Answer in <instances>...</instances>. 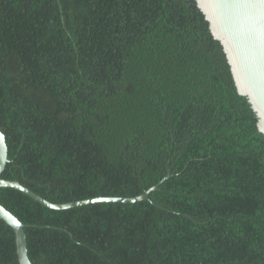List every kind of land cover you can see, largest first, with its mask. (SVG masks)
I'll list each match as a JSON object with an SVG mask.
<instances>
[{
	"label": "trees",
	"instance_id": "1",
	"mask_svg": "<svg viewBox=\"0 0 264 264\" xmlns=\"http://www.w3.org/2000/svg\"><path fill=\"white\" fill-rule=\"evenodd\" d=\"M196 0H0V202L33 264H264V134ZM0 264H19L0 218Z\"/></svg>",
	"mask_w": 264,
	"mask_h": 264
},
{
	"label": "water",
	"instance_id": "2",
	"mask_svg": "<svg viewBox=\"0 0 264 264\" xmlns=\"http://www.w3.org/2000/svg\"><path fill=\"white\" fill-rule=\"evenodd\" d=\"M196 1L209 21L212 34L222 43L237 89L248 98L257 114L259 130L264 134V0ZM8 155L6 137L0 129V187L16 188L43 205L55 209L101 201L133 203L149 199V194L172 176L169 169L158 183L134 197L99 196L67 203H53L18 180L2 177L9 160ZM0 218L14 230L19 264H33L28 254L25 224L1 202Z\"/></svg>",
	"mask_w": 264,
	"mask_h": 264
}]
</instances>
